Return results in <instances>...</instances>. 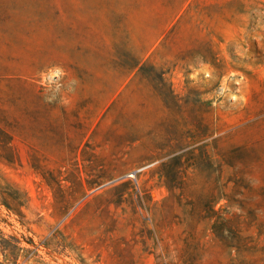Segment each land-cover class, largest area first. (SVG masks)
I'll use <instances>...</instances> for the list:
<instances>
[{"label": "rangeland", "instance_id": "1", "mask_svg": "<svg viewBox=\"0 0 264 264\" xmlns=\"http://www.w3.org/2000/svg\"><path fill=\"white\" fill-rule=\"evenodd\" d=\"M0 194V264H264V0H0Z\"/></svg>", "mask_w": 264, "mask_h": 264}, {"label": "trees", "instance_id": "2", "mask_svg": "<svg viewBox=\"0 0 264 264\" xmlns=\"http://www.w3.org/2000/svg\"><path fill=\"white\" fill-rule=\"evenodd\" d=\"M10 199L11 198L4 196V194H0V202L6 205L8 208L15 209L21 205L17 200H13L14 202H11Z\"/></svg>", "mask_w": 264, "mask_h": 264}, {"label": "built area", "instance_id": "3", "mask_svg": "<svg viewBox=\"0 0 264 264\" xmlns=\"http://www.w3.org/2000/svg\"><path fill=\"white\" fill-rule=\"evenodd\" d=\"M131 178H134V175H131Z\"/></svg>", "mask_w": 264, "mask_h": 264}]
</instances>
